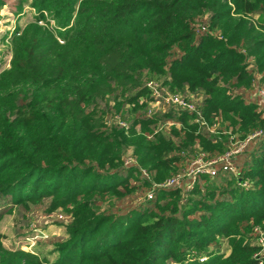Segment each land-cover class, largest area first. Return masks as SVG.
Masks as SVG:
<instances>
[{"label": "trees", "instance_id": "obj_1", "mask_svg": "<svg viewBox=\"0 0 264 264\" xmlns=\"http://www.w3.org/2000/svg\"><path fill=\"white\" fill-rule=\"evenodd\" d=\"M29 4L51 14L65 45L31 24L15 36L12 67L0 74V220L42 205L72 222L66 239L52 244L54 261L7 249L0 232V264H257L264 137L237 159L238 178L203 176L188 194L163 190L115 212L102 204L151 189L137 166L121 164L127 148L162 182L189 165L198 140L209 154L224 153L230 141L201 136L194 116L174 109L123 118L128 129L107 131L101 106L107 96L118 112L139 106L149 71L173 92L202 94L205 118L230 121L238 140L264 130L250 100L253 82L264 86V0H19L18 8ZM90 74L101 76L97 84L85 83ZM170 121L181 128L151 140L137 131Z\"/></svg>", "mask_w": 264, "mask_h": 264}, {"label": "rangeland", "instance_id": "obj_2", "mask_svg": "<svg viewBox=\"0 0 264 264\" xmlns=\"http://www.w3.org/2000/svg\"><path fill=\"white\" fill-rule=\"evenodd\" d=\"M18 6H19V0H5L3 7L0 9V74L4 73L7 70H10L12 67V62L14 58L13 42L15 36L20 38L23 35L24 31L31 24L37 23L41 28H48L56 36V39L59 42V44L65 45V41L62 40V38H60L58 35L60 28L58 27L57 22L55 21V19L52 18L50 13L44 12V14L42 13L40 14L30 4L22 9H19ZM41 16L42 18H40ZM99 77L96 78L92 76V74H90L85 77L86 80L85 83L97 84L99 82ZM152 79H158V78L153 77V75L149 71H147L146 76L142 80L143 87L145 86L147 81ZM158 80H160V82L162 83L164 82L165 84V78H161ZM167 85L166 87L169 88L168 87L169 85L168 86ZM174 93L181 94L185 98L191 101H195V103H197L199 107L202 106V102H203L202 94L195 96V94L189 93L188 90L186 94L185 93L182 94L179 92H174ZM106 100L107 102H103L101 108L102 110H104L103 120H102L104 126L103 129L107 131H111L113 128H115V126L112 125L118 124V122L120 120H123V118L130 120V122L133 119L137 118L138 116L145 118H155L157 114L160 115L163 113H167L170 110V109L157 107L155 104H152L153 103L152 99L149 96L147 98L141 99L139 101V106H136V104L133 105L130 104L124 107V109L119 112L116 110V102L113 100L112 97L107 96ZM139 107L140 109H138ZM136 109L139 110L138 114L133 112L136 111ZM150 110H152V114H149ZM193 120L194 123L197 124L199 127V134H201V136H204V134H210V136H213L214 143L223 142V141L228 142L229 140L230 141L229 146H230L232 142L238 141L239 135H235L232 132L230 121H224L221 117H216L214 122L209 123V121L205 118V120L210 126H212L214 123L218 124L216 133L212 134L206 130L207 128L205 129L200 124L196 123L195 117H193ZM128 125L130 126V123ZM173 126H176L178 129L181 128L180 125H178L177 123L170 121L167 122L166 124L159 122L155 127H152L151 129L152 132L151 131L143 132V129H141V127H138L137 131L139 133L144 134L148 139L151 140L154 138V135H156L159 132L165 131L169 133L170 129ZM199 141L200 140H198L197 143L194 145V151L199 153L205 152L209 154L203 149ZM220 154L222 153L216 152L214 154H209V155L218 156ZM128 157L135 158V160L139 164L140 156L135 154L134 148L129 147L126 150H124L122 155L123 161L121 162V164L124 167H125V159ZM183 163H185V161ZM181 165L182 167L179 173H181L185 169L184 164ZM152 175H153L152 176L153 181L156 182L154 180L156 174L152 173ZM137 177L140 178L139 175ZM145 192L146 190L143 189L138 193L129 196L128 198L122 201H118L115 199L112 201L107 200L102 204V207L104 209L111 208L115 212L120 210H126V209L130 210L133 208H137L139 204L144 203ZM55 214H56L55 218L48 221L45 218L47 216V214H45V206L42 205L32 206L30 212H27L25 214H23V212H21V210L18 208H14V210L11 213L7 212L0 220V232L5 236V239L3 241L5 247L13 251L20 249L24 252H28L29 250H32V253L31 252L28 253L34 256H39L41 260L47 259L49 261H54L57 255L52 253L54 250L52 244L57 241L66 239L67 237L66 227L68 224L72 222V217L67 215L62 209L58 210ZM60 214L70 217L68 223H61V221H58L59 219L57 218L58 215ZM32 228H37L38 232L31 231ZM36 235L41 237L40 239H38L37 242L27 241L28 238H31L32 236H36ZM228 251L229 249L227 247V242L223 240L222 252L228 253ZM201 261H203V258L201 259Z\"/></svg>", "mask_w": 264, "mask_h": 264}, {"label": "built area", "instance_id": "obj_3", "mask_svg": "<svg viewBox=\"0 0 264 264\" xmlns=\"http://www.w3.org/2000/svg\"><path fill=\"white\" fill-rule=\"evenodd\" d=\"M144 87L149 92V96L153 102L152 104L164 109H175L179 112L184 111L192 114L195 117L196 123L200 124L205 129L207 128L206 130L208 132L212 134L216 133L218 124L214 123L210 126L205 120L204 114H202L201 107H199L195 101H191L181 94L174 93L166 87L164 82L162 83L158 79L147 81ZM253 87L255 91L251 94L250 100L256 104L257 111L264 117V86L259 85L258 81H255L253 82ZM149 114H152V110H150ZM118 125L128 129V125L122 120L118 122ZM263 137L264 130L257 131L244 140L232 142L229 148L218 156H210L205 152H197L184 171L162 182H154L153 175L142 168L135 158H126L125 167L137 166L141 178L151 183V189L145 194L146 200L148 201L153 200L157 192L168 189L181 188L185 194H188L194 190L199 179L203 176L213 179L219 174H227L238 178L240 176V168L236 164L237 159L243 155L245 149L251 143L261 140ZM242 186L246 189L250 188L249 182H244ZM55 216L56 214H50L45 218L49 221L54 219ZM69 218L68 216L60 214L57 219H59L58 221H61V223H68ZM31 231L38 232L37 228H32ZM253 235L254 238L252 240L254 246L257 248L253 259L257 264H264V228L260 225L254 226ZM40 238V236L36 235L28 238L27 241L37 242ZM28 252L32 253V250ZM206 260L207 258H203V262Z\"/></svg>", "mask_w": 264, "mask_h": 264}, {"label": "crops", "instance_id": "obj_4", "mask_svg": "<svg viewBox=\"0 0 264 264\" xmlns=\"http://www.w3.org/2000/svg\"><path fill=\"white\" fill-rule=\"evenodd\" d=\"M192 94V93H191ZM196 96V95H195ZM198 96V95H197Z\"/></svg>", "mask_w": 264, "mask_h": 264}]
</instances>
